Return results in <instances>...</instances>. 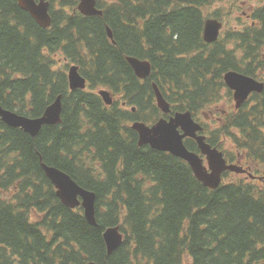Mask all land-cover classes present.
<instances>
[{
    "label": "trees",
    "instance_id": "16d2710c",
    "mask_svg": "<svg viewBox=\"0 0 264 264\" xmlns=\"http://www.w3.org/2000/svg\"><path fill=\"white\" fill-rule=\"evenodd\" d=\"M77 7L51 0L44 29L18 0H0V105L35 119L63 96L62 123L35 137L0 120V264H264V183L226 173L213 191L182 159L140 146L131 128L168 117L156 84L171 115L221 117L218 128L206 125L208 143L259 175L264 90L225 116L212 109L232 104L226 73L264 83V0H99L104 14L92 17ZM212 17L225 30L207 44ZM128 57L149 61L152 75L139 79ZM73 64L86 90L71 91ZM100 88L112 91L113 106ZM185 144L200 153L194 140ZM41 158L96 194L98 226L61 203ZM115 226L125 237L110 255L104 232Z\"/></svg>",
    "mask_w": 264,
    "mask_h": 264
},
{
    "label": "water",
    "instance_id": "95a60500",
    "mask_svg": "<svg viewBox=\"0 0 264 264\" xmlns=\"http://www.w3.org/2000/svg\"><path fill=\"white\" fill-rule=\"evenodd\" d=\"M79 6L78 10L81 14L94 16V15H102L103 12L97 9L98 0H78ZM20 7L27 11L32 18L44 29H48L52 26L53 19L50 15V2L49 0H18ZM223 28V24L219 22L217 19H209L205 25V33L204 38L205 41L211 43L217 40L220 32ZM109 36L113 38L111 30L108 31ZM128 61L134 69L136 75L140 78H147L151 73V64L149 62H142L138 60V58L128 57ZM70 86L73 90L81 88H86V79L80 75L78 67H73L70 71ZM228 85L235 90L234 98L238 104L242 102V94L237 91L235 86L241 87L243 85L242 78L236 76L234 74H230L227 78ZM251 89H255L249 86ZM158 106L164 108L166 110V100L161 95L158 89H155ZM100 95L104 98V100L111 104L112 99L110 98V94L107 91H101ZM61 96L58 100L50 106L45 114L38 119H29L23 116H19L13 112H9L5 110L0 105V119L6 123L8 126L13 128H19L24 130L27 134L31 136H37L41 129L47 125H55L59 124L61 121V113H62V102ZM134 128H139L143 133L142 143L150 144L155 148H158L163 151H170L175 153L176 155L181 156L185 160H188L195 169L197 176L205 182V184L209 187L216 188L220 185L221 175L223 172L229 170L237 173H243V169L231 165L227 166L225 160L222 155L217 156L215 160L209 159L210 166L213 170V174H208L205 169L202 167L201 161L191 153L184 151L181 146H176L175 140L176 136L174 134L175 125L174 124H159L154 130L147 133L146 129L143 126L134 125ZM170 131V137L167 136V132ZM216 155V154H215ZM212 156V157H215ZM211 157V156H209ZM46 173L54 180L57 187L61 188L62 185H69L71 188L67 194L64 195L65 204L68 206L74 207L76 204H72L68 202L69 200L76 201L78 195H81L84 198L83 206L85 209V217L88 222L92 225H97L95 220V194H91L76 185L75 182L70 180V178L66 175L56 174V171L45 168ZM108 253L112 254L121 244L122 239L117 235L114 230H108L104 235ZM88 264H98L96 262L88 263Z\"/></svg>",
    "mask_w": 264,
    "mask_h": 264
},
{
    "label": "bare ground",
    "instance_id": "6f19581e",
    "mask_svg": "<svg viewBox=\"0 0 264 264\" xmlns=\"http://www.w3.org/2000/svg\"><path fill=\"white\" fill-rule=\"evenodd\" d=\"M219 20V19H218ZM220 21V20H219ZM204 33H205V29H204ZM204 35V34H203ZM222 37V34H220L217 38V40L211 42V43H208L205 41V38H204V41L207 43V44H212V43H215V42H218L219 39ZM150 63V62H149ZM151 64V63H150ZM152 66V65H151ZM230 74H234L236 76H239L242 78V82H243V85L241 87H237L235 86V88L237 89L238 92H240L242 94V102L240 104H238L237 102L233 104V106L231 108H225L224 109V114L223 116H225L228 111H238L239 109H241L243 107V105L249 101V99L251 98L252 95L254 94H261L264 90V83L256 78H253V77H250V76H247V75H244L242 73H239V72H236V71H230L228 73L225 74L224 76V81H225V84L226 86L228 87V89H230L232 91V94H235V90L232 89L228 83H227V80L226 78L230 75ZM249 86L255 88V89H251ZM154 87V90L155 89H158L160 91V89L158 88V86L156 84L153 85ZM101 91H107L109 92L110 94V98L112 99V103L109 104L107 103L104 98L100 95V92ZM161 93V91H160ZM98 95L102 98L103 102L108 106H113L114 103H115V96L114 94L112 93V91L108 90V89H101L99 92H98ZM161 95L164 97V95L161 93ZM233 97V96H232ZM165 98V97H164ZM166 100V98H165ZM125 105V104H124ZM161 112L168 116L167 118L163 117L162 119L158 120L156 123L154 124H148V123H144V122H133L131 124V128L138 134L139 136V145L140 146H149L151 147L152 149L154 150H158V151H161V152H165V153H169V154H172L173 156L179 158V159H182L183 161H185L192 169L195 177L207 188L215 191L217 190L221 185L217 186L216 188H212V187H209L205 184V182L203 180H201L196 172H195V169H194V166L188 161V160H185L184 158H182L181 156L179 155H176L175 153L173 152H170V151H163V150H160L158 148H155L153 147L152 145L150 144H146V143H142V136H143V133L141 132V130L138 128H134V125H139V126H143L145 129H146V132L149 133L151 132L152 130H154L159 124L161 123H164V124H174L175 125V130H174V134L175 136L177 137L176 140H175V144L176 146H181L184 151L188 152V153H191L193 154L194 156H196L202 163V167L205 169V171L208 173V174H213V170L210 166V162H209V159L211 160H215V158L217 156H220L222 155V157H224V159L226 160V162H231L232 160L229 159V158H226L225 157V154L223 151L219 150L218 148L216 147H212L208 141H207V136L205 135V128H206V125H210L208 123H205V122H202V119H205V120H208L207 116L204 114V116L202 117L201 121L199 120H196L193 116V114L190 112V111H187V112H178V113H174V115H171L172 113V109H171V105L170 103L166 100V110L164 108H161V107H158ZM63 110V108H62ZM133 112L136 111L135 108L132 109ZM220 120H221V117L216 119L217 123H220ZM212 126V125H210ZM167 136L170 137V131L167 132ZM187 139H191V140H194L198 146H199V150H200V153H196V152H192L190 151L185 142ZM226 144L229 143V140H226L225 141ZM231 145V144H230ZM216 154V155H215ZM215 157H212L214 156ZM211 156V157H209ZM236 158H243L245 159L244 157H242L241 155H237ZM41 166H42V169L46 175V177L48 178V180L52 183L53 187L55 188L56 190V195L57 197L59 198V200L61 201V203L74 210V209H77L79 207H81L84 211V216H85V209H84V206H83V202H84V198L81 196V195H78L77 198H76V201H73L72 199L69 200L68 202L72 203V204H76V206L74 207H71V206H68L67 204H65V199H64V195L67 194V192L71 189L69 187V185H62L61 188L57 187V185L55 184L54 180L46 173L45 168H48V169H51L53 171H56L57 173L56 174H63V175H66L70 178V180H72L73 182L76 183V181L70 176L68 175L67 173H65L64 171L56 168V167H52V166H49L47 165L43 159L41 158ZM247 168L248 169H251L252 167L251 166H248V163H247ZM264 173V168H263V171H262V174ZM239 177H241V175H238ZM251 180H254L256 182H260V183H264V175L261 176V173L259 175H252L251 176ZM76 185L80 188H82L85 191L91 193V194H95L93 193L92 191H89L83 187H81L80 185H78L76 183ZM96 196V194H95ZM96 201H97V197L95 199V208H94V211H95V220H96ZM86 218V217H85ZM88 221V220H87ZM96 223H97V220H96ZM92 225V224H91ZM92 226H98V223L97 225H92ZM108 230H114V232L117 233L118 236L121 237L122 239V242L120 244V246L116 249L118 250L121 245L123 244L124 242V233L121 231V227L120 226H115V227H109L105 232H104V235L105 233L108 231ZM104 241H105V238H104ZM105 244H106V241H105ZM106 247H107V244H106ZM115 250V251H116ZM114 251V252H115ZM113 252V253H114ZM112 253V254H113ZM110 254V255H112Z\"/></svg>",
    "mask_w": 264,
    "mask_h": 264
},
{
    "label": "rangeland",
    "instance_id": "374dc122",
    "mask_svg": "<svg viewBox=\"0 0 264 264\" xmlns=\"http://www.w3.org/2000/svg\"><path fill=\"white\" fill-rule=\"evenodd\" d=\"M232 106H233V104H230V105L226 104L225 108H231ZM222 108H223V106H222ZM202 122L208 123V124L212 125L214 128H218V126H219L216 120H214L213 122H210V120L202 119ZM227 144H228V146L226 148H230L231 149L230 144L229 143H227ZM262 171H261V176L264 175V173L262 174ZM235 176H238V175H235Z\"/></svg>",
    "mask_w": 264,
    "mask_h": 264
}]
</instances>
